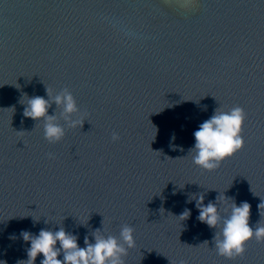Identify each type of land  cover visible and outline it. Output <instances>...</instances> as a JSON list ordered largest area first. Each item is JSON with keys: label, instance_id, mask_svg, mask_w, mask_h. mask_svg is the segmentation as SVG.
Listing matches in <instances>:
<instances>
[{"label": "water", "instance_id": "1", "mask_svg": "<svg viewBox=\"0 0 264 264\" xmlns=\"http://www.w3.org/2000/svg\"><path fill=\"white\" fill-rule=\"evenodd\" d=\"M47 89L73 94L69 119ZM34 95L60 139L23 115ZM235 106L243 145L196 164L199 122ZM200 194L218 205L214 228ZM243 200L264 224V0H0V264H28L21 230L63 227L83 246L125 225L123 264H264V239L232 257L211 239Z\"/></svg>", "mask_w": 264, "mask_h": 264}, {"label": "clouds", "instance_id": "2", "mask_svg": "<svg viewBox=\"0 0 264 264\" xmlns=\"http://www.w3.org/2000/svg\"><path fill=\"white\" fill-rule=\"evenodd\" d=\"M47 91L51 99L58 105H63L62 114H65L66 120L69 119L66 114L77 110L73 94L64 90L53 97L48 89ZM49 107V98L43 95L30 96L23 109V115L34 119L43 117L45 137L49 140H58L64 135V127L57 122L54 113L48 112ZM243 118V109L235 106L228 111H217L216 108L212 115L199 122V126L193 131L194 143L189 146V150L194 152L193 161L203 168L212 169L239 149L244 142L240 134ZM78 123L81 121L71 119L69 125L76 126ZM113 135L115 137L116 134ZM174 139L175 133L170 140ZM171 146L177 147L174 144ZM196 200L197 218L214 228L221 220L217 203L213 201L204 203L203 194L196 197ZM262 204L264 200L258 204L259 211ZM229 208V214L222 218L220 232H214L211 239L219 254L232 257L244 251L245 241L253 235L257 240L264 239V224L254 227L250 225L251 205L247 200L240 203L234 201L231 205H226L225 210ZM185 212L187 217L190 216V209L185 208L180 214L183 215ZM21 233L25 241H30L27 249L28 264H34L39 253H42L40 264H123L122 254L127 251V247H132L135 243L133 229L129 225L121 228L119 237L105 235L97 229L92 234L93 239L85 236L83 246L78 243L75 233L63 227L54 231L41 228L35 234L29 230H21ZM180 264H184V261H180Z\"/></svg>", "mask_w": 264, "mask_h": 264}]
</instances>
